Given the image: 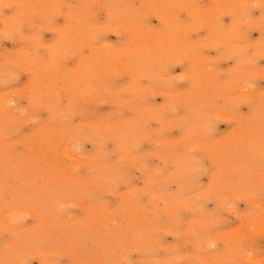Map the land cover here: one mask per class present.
Returning a JSON list of instances; mask_svg holds the SVG:
<instances>
[{"label": "rangeland", "instance_id": "1", "mask_svg": "<svg viewBox=\"0 0 264 264\" xmlns=\"http://www.w3.org/2000/svg\"><path fill=\"white\" fill-rule=\"evenodd\" d=\"M0 264H264V0H0Z\"/></svg>", "mask_w": 264, "mask_h": 264}]
</instances>
